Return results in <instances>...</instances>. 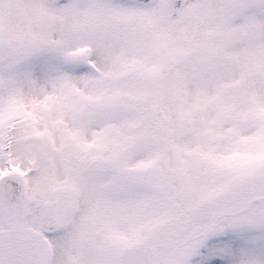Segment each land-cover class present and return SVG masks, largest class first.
Segmentation results:
<instances>
[{
	"label": "snow or ice",
	"instance_id": "6c2138e0",
	"mask_svg": "<svg viewBox=\"0 0 264 264\" xmlns=\"http://www.w3.org/2000/svg\"><path fill=\"white\" fill-rule=\"evenodd\" d=\"M0 264H264V0H0Z\"/></svg>",
	"mask_w": 264,
	"mask_h": 264
}]
</instances>
